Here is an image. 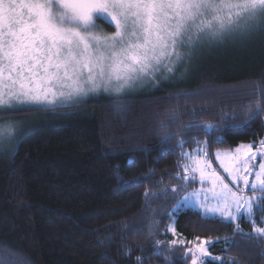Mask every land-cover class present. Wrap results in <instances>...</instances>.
I'll return each mask as SVG.
<instances>
[{
  "label": "trees",
  "instance_id": "1",
  "mask_svg": "<svg viewBox=\"0 0 264 264\" xmlns=\"http://www.w3.org/2000/svg\"><path fill=\"white\" fill-rule=\"evenodd\" d=\"M235 37L210 41L185 74L151 90L0 111L35 124L0 154V264H190L197 237L222 258L208 264H264L251 221L177 203L198 186L183 179L186 151L213 159L264 136V112L244 123L264 93V31Z\"/></svg>",
  "mask_w": 264,
  "mask_h": 264
},
{
  "label": "snow or ice",
  "instance_id": "2",
  "mask_svg": "<svg viewBox=\"0 0 264 264\" xmlns=\"http://www.w3.org/2000/svg\"><path fill=\"white\" fill-rule=\"evenodd\" d=\"M97 20L115 30L103 33ZM258 31H264V0H0V110L28 105L41 110L79 103L101 89L120 94L138 81L154 79L161 66L173 72V65L206 42ZM261 112L264 93L244 123ZM21 132L10 122L0 127V140ZM183 155L190 161L183 165V179L194 181L199 172L202 184L205 180L212 184L215 204L207 205L206 194L202 205L206 213H218L230 221L246 218L252 222V233L264 238V227L256 223V216L264 213V159L258 168L254 163L258 157L264 158V140L259 146L241 145L234 152L216 153L217 159L221 155L229 159L228 164L221 161V166L231 185L243 183L236 190L211 169L205 148L196 155ZM246 191L262 195L247 197ZM189 199L185 195L184 200ZM167 230L175 234L172 225ZM212 243L197 237L194 247L185 253L191 256V264H208L209 258L221 260L212 257Z\"/></svg>",
  "mask_w": 264,
  "mask_h": 264
},
{
  "label": "rangeland",
  "instance_id": "3",
  "mask_svg": "<svg viewBox=\"0 0 264 264\" xmlns=\"http://www.w3.org/2000/svg\"><path fill=\"white\" fill-rule=\"evenodd\" d=\"M98 30L102 31L100 28ZM114 30H115V28L113 26V30L112 31H110V32L102 31V32L106 33V34H110ZM233 38L234 37L226 38V39H233ZM237 38L238 37H235L234 39H237ZM223 41H215L213 43L214 44H218L219 42H223ZM207 45H209V42L204 43L203 46L197 47L194 51H192V54H191L190 57L185 56V59L180 61L178 64L173 65L174 71L171 72V73L167 72L166 68L161 66V70L156 73V76H155L154 79H147L146 78L144 81H138L133 87L126 88L120 94H116V93L111 92V91L105 92L103 89H101V90H99L96 93H90L87 97L83 98L81 101H84L87 98L97 97V96H100V95H102V96H111L113 98H117V97H121L123 95L134 94V93H137V92L142 91V90H151V89H153L155 87L171 83V82H173L175 80V78L179 74H185V72H187L188 67H189V65L191 63V60L194 57V55H197ZM184 51L187 52L186 49ZM70 103H72V102L65 103L64 105L70 104ZM56 106H58V105H56ZM23 107H39V106L28 105V106H23ZM49 107H52V106H49ZM0 111H3V110H0ZM28 118L29 117H25V118H10V119L3 120V121L0 120V127H7L10 122H15L16 123V131L17 132H21V130H23L20 135H18L16 137H13L12 139L0 140V154H7L8 152H10L12 150L13 146L15 145V143L19 140V138L26 131H29L31 128L35 127V124L32 123L34 119H32V118L28 119ZM38 118H41V115H39ZM263 119H264V117H263ZM29 121H30V123H29ZM262 140H264V136L262 137V139H259L257 142H242V143H239V144H237L236 146H234V147H232L230 149H226V150L219 149V150L214 151L213 159L207 158L208 161L211 163V169L215 170L218 175H220L221 177L225 178V182L229 183L230 186L233 187L234 190H236L238 187L242 188L243 187V183L242 182H241V184L239 186L231 185L230 178L228 177V174L224 171V168L221 166V161H223L225 164H228L229 163V159L224 157L223 155H221L220 159H217L216 158V153L220 152V153L223 154L224 152H234L241 145L254 144L256 146H259L260 142ZM200 148H203V147L202 146H197L196 148L192 149L191 151H186V153H190L192 155H196L197 152H198V149H200ZM253 151H255V148H253ZM199 155L203 156V153H199ZM261 159H264V158L258 157V159L254 162L257 168H258V165H259V162L261 161ZM185 163H190V161L188 160L187 157H185L184 164ZM194 175H195V179L198 182V186L194 187L193 189H191L189 192H187L185 194V195H188L190 197V199L188 201L184 200L185 195L180 199V205L197 209L205 216H216V217H220V218L224 219L218 213L217 214L206 213L205 207L202 206L203 202L205 201V195L206 194H207V197H208L207 205L208 206H214V204H215V201L212 199V193L210 191V189L212 188V184H211V182L209 180H205V182L202 184L201 181H200L199 172L195 173ZM253 178L254 177H250V179H253ZM194 192L198 193V196L191 195ZM245 195L247 197H251V196H254V195L255 196H260V195H262V193H260L258 191L257 192L246 191ZM262 217H264V213L261 214L260 220H261ZM261 227H264V223H263V225ZM190 264H191V257H190Z\"/></svg>",
  "mask_w": 264,
  "mask_h": 264
}]
</instances>
